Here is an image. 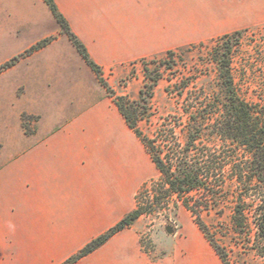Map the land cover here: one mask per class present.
Segmentation results:
<instances>
[{
	"label": "crops",
	"instance_id": "1",
	"mask_svg": "<svg viewBox=\"0 0 264 264\" xmlns=\"http://www.w3.org/2000/svg\"><path fill=\"white\" fill-rule=\"evenodd\" d=\"M54 1L101 68L213 39L264 16L263 0ZM106 126L103 113L84 111L53 131L3 145L0 264H61L134 208L138 145ZM170 253L152 257L131 225L72 264H219L202 241H177Z\"/></svg>",
	"mask_w": 264,
	"mask_h": 264
},
{
	"label": "rangeland",
	"instance_id": "2",
	"mask_svg": "<svg viewBox=\"0 0 264 264\" xmlns=\"http://www.w3.org/2000/svg\"><path fill=\"white\" fill-rule=\"evenodd\" d=\"M237 31L239 36L232 39H238L232 48L233 81L248 100L264 103V16ZM218 38L176 46L170 49L172 57L167 50L116 61L100 67L96 74L43 0H0V154H5L4 144H19L24 133L53 131L84 111H100L106 117L107 131H123L121 136L126 144L138 145L141 189L145 182L157 179L158 172L125 124L109 92L136 98L145 82V68L158 70L160 79L150 100V117L141 121L140 127L151 137L154 131H170L174 121L185 120L180 114L183 103L204 101L207 97L202 94L203 88H216L217 70L210 53ZM185 85L188 86L180 95L179 89ZM173 131L182 137L184 130L179 125ZM201 195L195 193V197ZM202 219L210 237L226 252L228 264H264V258L258 254L263 250L250 240L257 234L254 225L241 234L234 232L229 208L221 217L214 210L203 212ZM132 225L139 232L141 246L152 257L171 254L177 241H202L212 257L223 264L181 203L174 213L164 210L160 214H143Z\"/></svg>",
	"mask_w": 264,
	"mask_h": 264
},
{
	"label": "trees",
	"instance_id": "3",
	"mask_svg": "<svg viewBox=\"0 0 264 264\" xmlns=\"http://www.w3.org/2000/svg\"><path fill=\"white\" fill-rule=\"evenodd\" d=\"M43 1L87 66L99 74L100 66L71 31L55 1ZM239 34L236 30L219 36L210 53L217 70L216 88H203L202 94L207 97L204 101L183 103L180 114L185 120L171 123L170 131H154L151 137L140 127V122L150 117V100L160 79L158 70L145 68V82L136 98L109 92L125 124L149 154L159 177L142 185L131 211L61 264H72L96 250L139 216L164 210L174 213L180 203L190 211L223 264H228L227 254L208 234L203 212L214 210L221 217L229 208L232 229L238 234L254 225L257 234L250 240L263 250L258 254L264 258V103L248 100L233 81L232 48L238 39H232ZM166 53L173 56L172 50ZM186 86L179 89L180 95ZM179 125L184 130L182 137L173 131ZM195 193L202 195L195 197Z\"/></svg>",
	"mask_w": 264,
	"mask_h": 264
},
{
	"label": "water",
	"instance_id": "4",
	"mask_svg": "<svg viewBox=\"0 0 264 264\" xmlns=\"http://www.w3.org/2000/svg\"><path fill=\"white\" fill-rule=\"evenodd\" d=\"M166 230L170 233L172 232V229L170 227H166Z\"/></svg>",
	"mask_w": 264,
	"mask_h": 264
}]
</instances>
